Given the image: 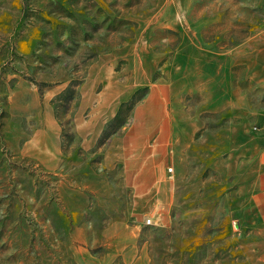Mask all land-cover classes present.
<instances>
[{
    "label": "rangeland",
    "instance_id": "obj_1",
    "mask_svg": "<svg viewBox=\"0 0 264 264\" xmlns=\"http://www.w3.org/2000/svg\"><path fill=\"white\" fill-rule=\"evenodd\" d=\"M263 150L264 0H0V264H264Z\"/></svg>",
    "mask_w": 264,
    "mask_h": 264
},
{
    "label": "crops",
    "instance_id": "obj_2",
    "mask_svg": "<svg viewBox=\"0 0 264 264\" xmlns=\"http://www.w3.org/2000/svg\"><path fill=\"white\" fill-rule=\"evenodd\" d=\"M260 161L263 165V170L258 177V189L254 193L253 198L257 208V213L261 220L264 221V150L261 154Z\"/></svg>",
    "mask_w": 264,
    "mask_h": 264
},
{
    "label": "built area",
    "instance_id": "obj_3",
    "mask_svg": "<svg viewBox=\"0 0 264 264\" xmlns=\"http://www.w3.org/2000/svg\"><path fill=\"white\" fill-rule=\"evenodd\" d=\"M147 223L151 224L152 223V219L151 218H148L147 219Z\"/></svg>",
    "mask_w": 264,
    "mask_h": 264
}]
</instances>
